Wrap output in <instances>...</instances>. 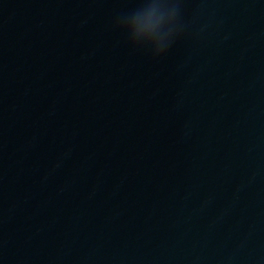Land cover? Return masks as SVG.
Returning <instances> with one entry per match:
<instances>
[{"label": "water", "instance_id": "water-1", "mask_svg": "<svg viewBox=\"0 0 264 264\" xmlns=\"http://www.w3.org/2000/svg\"><path fill=\"white\" fill-rule=\"evenodd\" d=\"M178 3L0 0V264H264V0Z\"/></svg>", "mask_w": 264, "mask_h": 264}, {"label": "clouds", "instance_id": "clouds-1", "mask_svg": "<svg viewBox=\"0 0 264 264\" xmlns=\"http://www.w3.org/2000/svg\"><path fill=\"white\" fill-rule=\"evenodd\" d=\"M148 0H141V6L135 14L138 28L154 37V44L148 46L154 55L164 53L172 44L179 31V3L178 0H160L159 5H148ZM144 9L143 15L140 14ZM123 18V17H122ZM165 21L167 24L165 26Z\"/></svg>", "mask_w": 264, "mask_h": 264}]
</instances>
